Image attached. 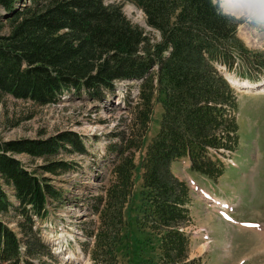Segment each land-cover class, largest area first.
<instances>
[{
    "label": "trees",
    "instance_id": "1",
    "mask_svg": "<svg viewBox=\"0 0 264 264\" xmlns=\"http://www.w3.org/2000/svg\"><path fill=\"white\" fill-rule=\"evenodd\" d=\"M112 1L33 0L22 7L20 0H0V29L3 24L9 29L0 36V98L43 107L73 92L101 101L117 82H137L125 150L134 136L143 144L156 102L163 114L138 165L133 153H121L110 183L90 201L99 218L94 229L93 224L86 229L94 236V264H119L120 253L129 264H192L181 231L188 218V187L173 176L171 165L188 158L194 173L214 181L223 175L219 156L238 143L237 104L217 64L231 71L237 55L247 66L263 64L264 57L244 49L237 37L240 23L219 15L211 0ZM125 2L141 11L157 39L125 17L120 6ZM68 146L84 151L80 137L68 131L0 141V264H35L34 259L44 264L47 249L34 219L47 217V198L63 196L16 156L45 159L38 169L56 173L71 167L53 160L69 152ZM5 219L14 221L17 231Z\"/></svg>",
    "mask_w": 264,
    "mask_h": 264
},
{
    "label": "rangeland",
    "instance_id": "2",
    "mask_svg": "<svg viewBox=\"0 0 264 264\" xmlns=\"http://www.w3.org/2000/svg\"><path fill=\"white\" fill-rule=\"evenodd\" d=\"M31 1L33 2L21 0L18 6H29ZM120 6L132 24L142 28L152 40L157 39V33L146 26L143 14L139 10L126 2ZM8 30L7 25L3 24L0 36L8 34ZM237 37L243 43L244 49L264 57V33L253 32L240 23L237 27ZM243 52L245 55L241 56L246 59V51ZM247 64V60H242L237 55L233 59L234 71L228 72L223 64H217V68L222 75L231 76V79L239 78L241 82L262 81L264 63H257L255 66ZM232 85L231 91L236 96L238 104L235 116L239 127V142L229 159L237 166H231V162L225 159V174L214 181L192 174L188 159L179 160L171 165L173 176L180 182L186 181L190 189V199L188 198L187 203L188 218L181 229L187 236V256L192 264H264V224L242 225L234 221L235 219L254 223L264 222V94H257L258 91H238ZM137 94V82L121 81L117 82L114 89L107 92L105 99L101 101L89 100L86 96L78 98L73 92L64 93L57 103L43 107L11 97L0 98V141L44 139L65 131L73 132L80 137L84 148L82 153L71 150L68 146L66 148L69 152H62L53 158L55 161L70 163L69 169H72L69 172L42 171L38 167L46 163L45 159H31L27 155L16 156L28 171L36 173L57 194L65 197L63 200H60V197L58 200L50 198L49 219L52 220L54 217L58 220L57 215L61 213V223L64 219L70 218L73 225L80 222L91 223L93 229L98 225L99 218L96 219L81 206L91 196L96 195L100 188L110 183L111 173L121 153L128 157H131L128 154L133 153V162L138 165L146 145L159 129L163 108L161 103L156 102L143 144L138 145L139 138L134 136L132 147L125 150L123 138L127 136L130 112L137 100ZM103 154H106V157ZM92 167L96 168L95 172L100 176H105L107 170L102 187H99L100 180L90 172ZM73 172L76 174H71ZM192 179L230 205L231 202L236 205L234 215H231V210L228 211L232 221L224 219L217 209L209 207L203 198H199L192 189ZM140 186L139 177L133 195L137 196L140 193ZM6 192L12 201L11 193L8 190ZM138 204L137 198L135 205ZM4 221L17 231L14 221L8 219ZM258 230L260 232H257ZM134 236L143 238L138 233ZM148 236L151 237L149 233ZM94 251L95 245L91 241H86L83 246L85 264H94ZM117 258L119 264H129L128 256L124 253H120ZM43 263L57 264V259L44 255Z\"/></svg>",
    "mask_w": 264,
    "mask_h": 264
},
{
    "label": "clouds",
    "instance_id": "3",
    "mask_svg": "<svg viewBox=\"0 0 264 264\" xmlns=\"http://www.w3.org/2000/svg\"><path fill=\"white\" fill-rule=\"evenodd\" d=\"M211 3L225 19L264 33V0H211Z\"/></svg>",
    "mask_w": 264,
    "mask_h": 264
},
{
    "label": "bare ground",
    "instance_id": "4",
    "mask_svg": "<svg viewBox=\"0 0 264 264\" xmlns=\"http://www.w3.org/2000/svg\"><path fill=\"white\" fill-rule=\"evenodd\" d=\"M232 77H229L230 82L235 86L236 88H253L257 85H254L248 81L241 82L240 79H231Z\"/></svg>",
    "mask_w": 264,
    "mask_h": 264
},
{
    "label": "water",
    "instance_id": "5",
    "mask_svg": "<svg viewBox=\"0 0 264 264\" xmlns=\"http://www.w3.org/2000/svg\"><path fill=\"white\" fill-rule=\"evenodd\" d=\"M20 2H21V0H20Z\"/></svg>",
    "mask_w": 264,
    "mask_h": 264
}]
</instances>
